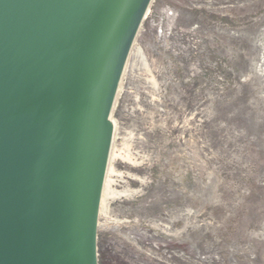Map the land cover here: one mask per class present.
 Here are the masks:
<instances>
[{
	"label": "rangeland",
	"instance_id": "374dc122",
	"mask_svg": "<svg viewBox=\"0 0 264 264\" xmlns=\"http://www.w3.org/2000/svg\"><path fill=\"white\" fill-rule=\"evenodd\" d=\"M120 82L99 264H264V0H152Z\"/></svg>",
	"mask_w": 264,
	"mask_h": 264
},
{
	"label": "water",
	"instance_id": "95a60500",
	"mask_svg": "<svg viewBox=\"0 0 264 264\" xmlns=\"http://www.w3.org/2000/svg\"><path fill=\"white\" fill-rule=\"evenodd\" d=\"M152 0H0V264H99L111 112Z\"/></svg>",
	"mask_w": 264,
	"mask_h": 264
},
{
	"label": "bare ground",
	"instance_id": "6f19581e",
	"mask_svg": "<svg viewBox=\"0 0 264 264\" xmlns=\"http://www.w3.org/2000/svg\"><path fill=\"white\" fill-rule=\"evenodd\" d=\"M148 11H149V9L147 10L146 15H147ZM124 70H125V68H124ZM123 73H124V71H123ZM120 83H119V85H120ZM119 90H120V86H118V90H117V94H116V97H115V102H114L113 108L115 107V104L117 103V95H118ZM111 119L113 121V138H112L111 149H110V152H109V159H108V163H107L105 179H104V183H103V189H102V194H101L99 213H101L103 211V209H104L106 196L114 195L115 192H116V190H111L110 189V173L113 171L112 159L117 154L116 152H118L115 149V138H116V133H117L116 132L117 124H116V121L112 118V116H111ZM117 150H119V148H117ZM121 154H122V152H121ZM123 157H125V156H123ZM105 209H106V207H105Z\"/></svg>",
	"mask_w": 264,
	"mask_h": 264
}]
</instances>
